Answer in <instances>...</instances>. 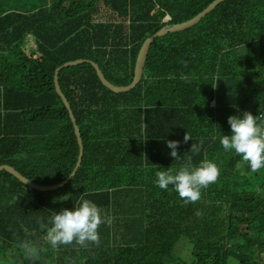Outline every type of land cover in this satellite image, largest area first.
I'll return each mask as SVG.
<instances>
[{"label":"trees","instance_id":"16d2710c","mask_svg":"<svg viewBox=\"0 0 264 264\" xmlns=\"http://www.w3.org/2000/svg\"><path fill=\"white\" fill-rule=\"evenodd\" d=\"M54 1L70 7L48 10L45 0H0V166L51 186L72 174L79 156L56 90L59 67L90 60L108 82L126 87L146 39L192 19L213 0ZM29 4L37 11L30 17ZM102 7L108 23L91 22L104 15ZM30 33L38 43L27 53ZM60 83L81 128L82 165L54 191L30 189L0 173V264H33L19 248L24 239L40 246L34 264H177L170 260L182 237L194 264H229L231 256L240 264H264V168L253 173L219 139L231 135L229 116L264 114V0H224L186 31L156 38L142 82L129 93L105 88L90 63L68 67ZM126 112L134 115L130 132L148 126L145 143L124 140ZM186 132L192 140L184 143ZM201 139L200 153L190 152ZM168 140L181 141L179 158L170 156ZM127 143L138 153L122 154ZM189 156L194 166L207 156L220 175L201 189L199 201L186 205L172 185L162 190L155 181L158 170L179 169ZM81 195L112 225L100 226L99 246L52 249L38 219L47 223L55 212L73 209Z\"/></svg>","mask_w":264,"mask_h":264},{"label":"clouds","instance_id":"9594fccd","mask_svg":"<svg viewBox=\"0 0 264 264\" xmlns=\"http://www.w3.org/2000/svg\"><path fill=\"white\" fill-rule=\"evenodd\" d=\"M167 17L169 19H167L166 23L171 20L170 16ZM29 37L34 39L35 45L38 43L36 35L30 33L27 35V38ZM181 79H186V77L181 75ZM227 122L230 125L231 135L220 136V144L223 150L226 152L234 150L237 155L247 162L253 173L264 168V114L253 116L251 112L245 111L239 116H229ZM77 126L79 127L78 122ZM79 129L81 133V128L79 127ZM147 130L148 126L143 124L140 140L142 143H145L147 138ZM190 139L192 140L191 136L186 132L183 142L187 143ZM140 142L136 144H140ZM166 143L168 148L171 149L170 156L175 159L179 158L177 149L181 141L168 140ZM202 145L203 139L198 143H193L190 152L199 154ZM137 153V146H134L126 154L132 156ZM219 175V167L216 163L209 160L207 156L195 166L193 165L192 157L189 156L187 162L182 164L179 169L170 167L167 170H158L155 183L162 190H166L169 185H172L181 200L187 205L199 201L201 189H205L210 184L215 183ZM195 215L200 217L202 212L197 210ZM37 223L40 231L44 233V241L52 249H57L61 245L71 244H76L79 247H88L89 244L99 246L101 242L100 226L107 224L110 227L113 220L110 216H102L99 207L94 202L85 199L84 195H81L73 209L64 208L58 213L55 212L47 223L44 222L42 217L38 219ZM19 248L22 250L25 260H29L33 264L39 260L40 246L35 241L30 239L21 240Z\"/></svg>","mask_w":264,"mask_h":264},{"label":"water","instance_id":"95a60500","mask_svg":"<svg viewBox=\"0 0 264 264\" xmlns=\"http://www.w3.org/2000/svg\"><path fill=\"white\" fill-rule=\"evenodd\" d=\"M223 1L224 0H213L205 9H203L201 12H199L197 15H195L192 19H190L186 22L180 23V24L166 25L162 29H160L157 33H155L153 36L146 39V41L143 43V45L140 49V52H138L137 57H136V61L134 64V70H133L132 82L130 83V85H128L126 87H117V86L112 85L110 82H108L106 80L103 72L101 71L100 66L96 62H93V61L79 59V60L67 62L66 64L60 66L59 69L57 70L56 76H55L56 90H57L58 95L62 98V100L65 104L64 106L66 107V110L69 113V117L71 119V122H72L74 130H75V134H76L77 139H78L79 150H80L79 156H78V162L76 163V166L72 171V174H70V176H68V178H66L64 181H62L61 183H59L57 185L41 186V185L37 184L36 182L31 181L28 178H26L25 176H23L15 167H13L11 165L0 166V173L3 171H6V172L10 173L11 175H13L15 178H17L25 186L29 187L30 189H34L36 191H42V192L43 191H54V190H58V189L64 187L65 185H67L73 179V177L77 174L79 168L82 165L83 156H84V143L82 140L80 129L77 126V122H76L74 113L72 111L71 105L69 104L67 98L65 97V94H64L62 87H61V83H60L61 73L64 70L68 69V67L78 66V65L85 64V63H90L94 67V69L97 73V76H98L99 80L101 81V84L105 88H107L109 91H111L112 93L117 94V95L129 93L132 90H134L135 87L138 84H140L142 79H143L144 67H145V63L147 60V55H148V52H149V50H150V48H151V46H152V44L156 38L165 36L169 32H179V31H184V30L191 28L193 25L197 24L202 18H204L209 12L213 11ZM167 19H169V17H167Z\"/></svg>","mask_w":264,"mask_h":264},{"label":"rangeland","instance_id":"374dc122","mask_svg":"<svg viewBox=\"0 0 264 264\" xmlns=\"http://www.w3.org/2000/svg\"><path fill=\"white\" fill-rule=\"evenodd\" d=\"M28 2H31V0H26ZM30 5V4H29ZM27 5L25 7V10H28L26 12V14L28 15V17L32 16L33 14H35L37 11H34L32 8H31V5L29 6ZM54 6L55 8L56 7H61V8H69L70 7V4L69 2H66L64 4H61L60 2L59 3H56L54 0H45V7L48 9L49 7H52ZM48 10H51V9H48ZM101 13H104V15L102 17H93V19L91 20V22L95 23V24H98V23H101V24H107L108 23V11H106V9L104 7H102V12ZM165 21H167V18H164ZM193 27V26H192ZM26 46L24 47L25 51L27 53H30L32 51V47L30 45V42L27 38V35H26ZM79 60V59H77ZM85 60V59H84ZM90 61V60H89ZM123 120V126H124V129H128L129 127H131L133 125V122H134V115L131 114V113H125L122 118ZM127 146H130V144H126ZM80 151V150H79ZM188 239L185 238V237H182L177 243H176V246L174 248V259L171 258V262L174 263V261L178 263L181 262V259L182 257L184 256V258L182 259V262L184 264H194V257L192 255V252H191V255L188 253L190 251L191 246L189 244V242L187 241ZM168 259V258H167ZM166 259V261H167ZM229 264H240V262L233 256L230 257L229 259Z\"/></svg>","mask_w":264,"mask_h":264},{"label":"flooded vegetation","instance_id":"af4514ba","mask_svg":"<svg viewBox=\"0 0 264 264\" xmlns=\"http://www.w3.org/2000/svg\"><path fill=\"white\" fill-rule=\"evenodd\" d=\"M166 22V21H165ZM108 113V112H107ZM126 113H129V112H126ZM122 118V117H121ZM122 120V119H121ZM134 124V122H133ZM144 124V123H143ZM143 124L141 125H138L137 127H135V129H133L131 132L128 129H124V126H123V120H122V126H123V129H124V132H126V137L124 140H131V141H140L141 140V135H142V126ZM133 126V125H132ZM131 126V127H132ZM105 130V129H104ZM137 143V142H136ZM135 143V144H136ZM128 150H131V149H128L126 148V144L125 146L122 148V149H119L120 152H122V154H126ZM105 156H107L108 158V150L104 153Z\"/></svg>","mask_w":264,"mask_h":264},{"label":"crops","instance_id":"0c3cea01","mask_svg":"<svg viewBox=\"0 0 264 264\" xmlns=\"http://www.w3.org/2000/svg\"><path fill=\"white\" fill-rule=\"evenodd\" d=\"M28 40H29V42H30V45H31V47H32V49H36V45H35V42H34V39L32 38V37H29L28 38ZM138 52H140V51H138ZM66 108V107H65ZM70 118V117H69ZM71 120V119H70ZM72 123V122H71ZM73 125V124H72ZM74 128V127H73ZM74 133H75V130H74ZM76 135V134H75ZM77 137V136H76ZM77 141H78V139H77ZM78 146H79V144H78ZM42 156H44V155H42ZM14 167V166H13ZM16 168V167H15ZM18 170V169H17ZM19 171V170H18Z\"/></svg>","mask_w":264,"mask_h":264}]
</instances>
